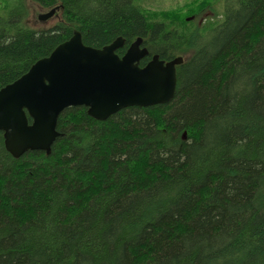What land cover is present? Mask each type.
Here are the masks:
<instances>
[{
    "label": "trees",
    "instance_id": "obj_1",
    "mask_svg": "<svg viewBox=\"0 0 264 264\" xmlns=\"http://www.w3.org/2000/svg\"><path fill=\"white\" fill-rule=\"evenodd\" d=\"M0 0V89L78 31L96 49L142 38L177 67L175 98L106 121L58 119L51 153L15 159L0 132V264H264V0H219L196 23L141 0ZM221 15V17H220ZM29 122L32 123L31 119Z\"/></svg>",
    "mask_w": 264,
    "mask_h": 264
},
{
    "label": "water",
    "instance_id": "obj_2",
    "mask_svg": "<svg viewBox=\"0 0 264 264\" xmlns=\"http://www.w3.org/2000/svg\"><path fill=\"white\" fill-rule=\"evenodd\" d=\"M57 11L38 19L48 21ZM142 43L138 38L120 56L117 51L126 44L122 37L96 49L86 46L75 31L21 78L0 89V132L6 150L15 159L29 151L49 155L59 137L58 119L71 107H85L90 117L106 121L122 109L169 104L176 96L177 67L184 59L164 61L154 55L142 67L149 55Z\"/></svg>",
    "mask_w": 264,
    "mask_h": 264
},
{
    "label": "rangeland",
    "instance_id": "obj_3",
    "mask_svg": "<svg viewBox=\"0 0 264 264\" xmlns=\"http://www.w3.org/2000/svg\"><path fill=\"white\" fill-rule=\"evenodd\" d=\"M192 0H141V6L147 11L157 12H166V11H175L180 10L184 15H187L189 12L187 10L190 6L187 3H191ZM204 0H198L197 3ZM209 3L211 8H208L203 14L197 17L196 23L203 25L207 20L214 19L216 14H220L222 11V4L218 3L219 0H206ZM30 6V15L28 18V24L33 29L41 30L52 27L56 21L57 16L49 19L48 21L42 22L38 19L39 15L49 12L50 10H45L40 7L33 0H28ZM221 17V15H220Z\"/></svg>",
    "mask_w": 264,
    "mask_h": 264
},
{
    "label": "bare ground",
    "instance_id": "obj_4",
    "mask_svg": "<svg viewBox=\"0 0 264 264\" xmlns=\"http://www.w3.org/2000/svg\"><path fill=\"white\" fill-rule=\"evenodd\" d=\"M30 152V151H29Z\"/></svg>",
    "mask_w": 264,
    "mask_h": 264
}]
</instances>
